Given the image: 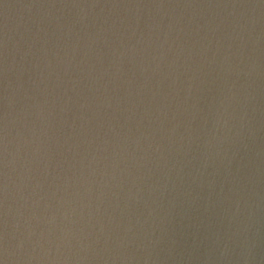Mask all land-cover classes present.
<instances>
[{
	"label": "water",
	"instance_id": "water-1",
	"mask_svg": "<svg viewBox=\"0 0 264 264\" xmlns=\"http://www.w3.org/2000/svg\"><path fill=\"white\" fill-rule=\"evenodd\" d=\"M0 264H264V0H0Z\"/></svg>",
	"mask_w": 264,
	"mask_h": 264
}]
</instances>
